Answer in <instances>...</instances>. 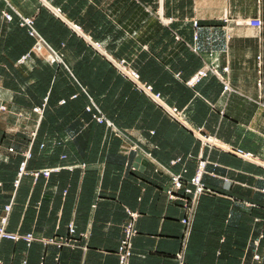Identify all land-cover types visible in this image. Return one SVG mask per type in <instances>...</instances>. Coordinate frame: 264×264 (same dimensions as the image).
Segmentation results:
<instances>
[{
    "label": "crops",
    "instance_id": "obj_1",
    "mask_svg": "<svg viewBox=\"0 0 264 264\" xmlns=\"http://www.w3.org/2000/svg\"><path fill=\"white\" fill-rule=\"evenodd\" d=\"M252 19L264 21V0H0V219L12 205L7 230L35 238L2 240L0 264H119L128 211L131 264H264V31ZM213 66L230 91L213 74L188 84ZM28 151V173L74 168L16 187ZM201 157L208 191L189 214L168 195L171 174L190 181Z\"/></svg>",
    "mask_w": 264,
    "mask_h": 264
},
{
    "label": "built area",
    "instance_id": "obj_2",
    "mask_svg": "<svg viewBox=\"0 0 264 264\" xmlns=\"http://www.w3.org/2000/svg\"><path fill=\"white\" fill-rule=\"evenodd\" d=\"M5 18L8 21L12 20V16L9 14H5ZM249 27H253L259 30L264 31V21L261 19H252L248 20L245 23ZM195 26H197V23H194ZM20 26L23 28H27L29 31V34L32 37H39L37 32L35 31L34 28V21L33 19H24L22 18L20 22ZM26 58V57H25ZM25 58L23 60H25ZM257 63L258 67L260 69V74H261V81L259 82L260 86H264V53L259 55L257 57ZM115 66L117 69L126 77H129L133 82L139 84V75L128 68L127 64L125 61H120V62H114ZM224 73H228V68H225L223 70ZM210 74H213L217 76L221 82L224 84V90L225 92L230 91V87L227 84V81L223 77V74L219 72V69L216 66L213 67H207L202 70H200L196 75L188 82L190 86H195L198 84L200 81L203 79L207 78ZM144 90L148 93L152 90V87L150 86H143ZM157 98L160 97V95H156ZM45 109V105L43 107H38L34 109V112L38 113L39 115L42 116L43 112ZM6 107L3 105H0V111H6ZM87 111L93 114V119L99 123V124H107L109 127H112L113 125L102 115V113L99 111V109L94 105H90L87 107ZM95 111V112H94ZM171 115L177 119V120H182V112L178 111L177 109H172L170 111ZM33 138H35L36 133H34ZM204 141L211 142L213 144H217V141L212 139V138H204ZM44 147V145L42 146ZM222 148V147H221ZM224 149L232 154H235L236 156L251 161L253 159V155L250 153H246L240 149L238 150H231L230 148L224 147ZM11 152L13 150L11 149ZM32 157V154L30 151H28L25 154V158L20 164L19 167V173H18V179L15 182V186L18 187L20 184V180L23 176L31 174L34 178H39V177H45L49 179L52 174L54 173H60L64 169H70L72 170L74 167H55L51 169H43L40 171H34L32 173H28L27 171V164L29 159ZM63 159H66V156L62 157ZM182 159H177L175 161H172V166H176L177 164L181 163ZM207 165V161L201 160L199 163V168L198 172L195 177H193L190 181L185 182L184 175L187 173V170L184 169L182 173L180 174H171V181H172V187L170 190H168V195L172 201H177L182 204L184 209L188 210V213H194V210L196 206L198 205L199 199L201 195H203L205 192L208 191L206 189L205 185L202 183V176L203 173L205 172V168ZM12 209V205H8L5 208L6 214L0 219V242L2 240H10V241H25L28 246H30L34 241L35 238L32 234H27V235H20L19 233H11L7 230V225H8V219L9 215ZM128 214L130 216V221L127 223L124 227V237L121 241L120 248L118 251V261L119 264H131V258L133 256V239L139 234L138 229L136 228V221L138 219V214L133 213L128 211ZM190 218L189 219H184L183 223L184 224H189L190 223ZM69 232L72 236L76 235L77 230L75 225L71 224L69 226ZM45 243H50V244H55L58 247L62 246H72L75 247V243L72 240H67V239H60L56 241L55 239H47L44 241ZM255 259L259 260V256L255 255ZM26 264V263H24Z\"/></svg>",
    "mask_w": 264,
    "mask_h": 264
},
{
    "label": "rangeland",
    "instance_id": "obj_3",
    "mask_svg": "<svg viewBox=\"0 0 264 264\" xmlns=\"http://www.w3.org/2000/svg\"><path fill=\"white\" fill-rule=\"evenodd\" d=\"M121 61H125L126 62V64H127V66H128V68H130L131 70H132V68H131V65L126 61V60H121ZM118 62H120V61H118ZM134 71V70H133ZM173 117V116H172ZM174 118V117H173ZM177 120V119H176ZM201 132V131H200ZM203 143H205L206 145H214V146H216V147H218V146H222V145H220L218 142H217V144H213V143H211V142H208V141H204V138H203ZM224 147L225 146H222V150H224L225 152H227V153H230V152H228V151H226L225 149H224ZM234 150H238V149H234ZM230 154H232V153H230ZM233 155H235V154H233ZM238 157V156H237ZM240 158V157H239ZM201 160H205L204 158H200V161ZM200 161H199V163H200ZM206 161V160H205ZM198 168H199V164H198ZM197 172H198V169H197ZM197 172L195 173V175H194V177L196 176V174H197ZM205 174V172L203 173V175ZM203 177V176H202Z\"/></svg>",
    "mask_w": 264,
    "mask_h": 264
}]
</instances>
